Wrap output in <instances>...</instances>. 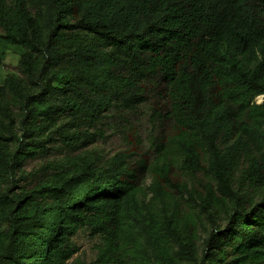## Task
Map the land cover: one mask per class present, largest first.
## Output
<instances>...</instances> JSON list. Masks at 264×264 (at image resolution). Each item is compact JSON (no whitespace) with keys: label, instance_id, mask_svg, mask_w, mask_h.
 Listing matches in <instances>:
<instances>
[{"label":"trees","instance_id":"trees-1","mask_svg":"<svg viewBox=\"0 0 264 264\" xmlns=\"http://www.w3.org/2000/svg\"><path fill=\"white\" fill-rule=\"evenodd\" d=\"M2 46L23 49L26 80L0 84V264H86L70 240L85 227L87 264H264V0H0ZM147 98L181 167L215 181L199 202L165 152L65 157L19 186L52 137L89 139Z\"/></svg>","mask_w":264,"mask_h":264},{"label":"rangeland","instance_id":"rangeland-1","mask_svg":"<svg viewBox=\"0 0 264 264\" xmlns=\"http://www.w3.org/2000/svg\"><path fill=\"white\" fill-rule=\"evenodd\" d=\"M0 61V84L5 82L7 77H13L14 80L23 83L26 79L20 73L18 68V58L24 52L19 46L5 47L2 46ZM151 98L142 104H136L130 107L121 105L120 102L114 104L107 112L101 124H97L91 138L81 139L80 141H71V144L63 143L57 136L47 143L48 150L45 153L36 154L34 157L25 161L23 169L26 180L22 181L19 186L29 188L34 185L45 170L42 171L48 163L61 161L65 157H74L77 155L87 156L91 161L101 164L117 153L124 151L134 152L133 162L144 158L149 164L159 158L162 152L167 154V162L169 163L170 178L180 184H187L189 188L197 190V202L205 197V188L213 185L215 190L216 183L210 174L199 172L192 177L180 165L178 151L174 145L169 143L171 135V127L167 121H156L150 118V102ZM264 103L262 95L255 97L253 104L260 105ZM17 111V107L11 108ZM164 150V151H163ZM84 154V155H83ZM150 183L149 175H145V184ZM237 189V182L233 184ZM148 192V197H150ZM185 211L191 210L198 212L197 208L191 201H183ZM215 223L221 224L224 217L221 210H217ZM219 217V219H218ZM221 218V219H220ZM207 226L210 222L203 218ZM1 228V227H0ZM198 233L201 234V229ZM72 243L77 247V252L72 259L78 258L87 263L93 262L96 258V246L100 242L99 234L95 233L88 227L78 230L70 237ZM150 253L149 246L146 244ZM71 260L67 262L70 264Z\"/></svg>","mask_w":264,"mask_h":264},{"label":"built area","instance_id":"built-area-1","mask_svg":"<svg viewBox=\"0 0 264 264\" xmlns=\"http://www.w3.org/2000/svg\"><path fill=\"white\" fill-rule=\"evenodd\" d=\"M262 97H264V95H262Z\"/></svg>","mask_w":264,"mask_h":264}]
</instances>
